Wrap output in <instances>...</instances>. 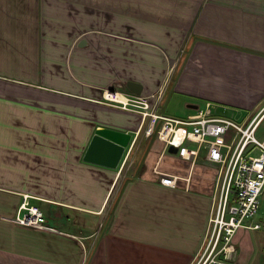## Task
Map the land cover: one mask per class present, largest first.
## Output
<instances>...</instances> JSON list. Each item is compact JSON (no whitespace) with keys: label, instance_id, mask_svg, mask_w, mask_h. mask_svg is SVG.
I'll list each match as a JSON object with an SVG mask.
<instances>
[{"label":"crops","instance_id":"obj_1","mask_svg":"<svg viewBox=\"0 0 264 264\" xmlns=\"http://www.w3.org/2000/svg\"><path fill=\"white\" fill-rule=\"evenodd\" d=\"M129 81L141 96L166 86L172 118V98L186 116L197 102L263 111L264 0H0V264L192 262L218 167L202 148L170 153L139 112L106 101L134 94ZM99 126L131 136L116 168L83 159ZM23 195L49 228L13 220ZM250 233L235 232V260L264 264Z\"/></svg>","mask_w":264,"mask_h":264},{"label":"built area","instance_id":"obj_2","mask_svg":"<svg viewBox=\"0 0 264 264\" xmlns=\"http://www.w3.org/2000/svg\"><path fill=\"white\" fill-rule=\"evenodd\" d=\"M165 89L166 86L151 97L120 94L121 101L116 99L119 93L110 92L105 99L139 112L145 134H155L165 148L176 147L182 157L196 155L202 148L205 160L218 167L204 244L190 264H239L234 259L235 232L262 226L253 220L264 204V130L259 131L264 129V110L238 120L217 115L213 106L206 103L193 115L172 118L158 112ZM191 144L197 148H191ZM128 152L129 149L124 160ZM161 182L176 186L177 177L161 174ZM13 220L21 225L49 228L43 210L32 204L27 195L22 196Z\"/></svg>","mask_w":264,"mask_h":264},{"label":"water","instance_id":"obj_3","mask_svg":"<svg viewBox=\"0 0 264 264\" xmlns=\"http://www.w3.org/2000/svg\"><path fill=\"white\" fill-rule=\"evenodd\" d=\"M126 87L136 95L141 93V85L136 82L129 81L126 83ZM189 106L197 108L195 104H189ZM130 137L126 132L99 126L87 146L83 159L110 168H116L129 144ZM168 151L176 153L177 149L170 145Z\"/></svg>","mask_w":264,"mask_h":264},{"label":"rangeland","instance_id":"obj_4","mask_svg":"<svg viewBox=\"0 0 264 264\" xmlns=\"http://www.w3.org/2000/svg\"><path fill=\"white\" fill-rule=\"evenodd\" d=\"M115 104H118V105H121L119 102H117L116 101V103ZM192 104H194V103H192ZM197 104L199 105V102H197ZM197 104H195V105H197ZM201 105V104H200ZM122 106V105H121ZM200 107H203V106H200ZM165 111L167 112V113H169L170 115H173V116H178V117H184L185 118V116H186V109H184V107H183V109L184 110H182V106L179 104V103H177L173 98L172 99H169L168 101H167V103H166V106H165ZM216 112H218V111H216ZM226 113H228V112H226ZM217 115H221V114H217ZM228 116H232L233 117V115L232 114H227ZM241 119V116L239 117V119L238 120H240ZM264 129L263 128H260L259 129V131H263ZM263 135V134H262ZM261 135V136H262ZM214 189V192H215V187L213 188ZM264 207V206H263ZM261 208V210L259 211V213H258V215L256 216V218L253 220V222H259L260 224H264V220H263V218L262 219H259V217H261L262 216V210L264 209V208ZM35 227V226H34ZM38 228H41V227H38ZM250 234H251V236L252 237H254V238H260V243H262V245H263V252H264V228H260V229H250ZM261 245V246H262ZM237 251V250H236ZM237 253V252H236ZM236 253L234 254V259H235V256H236ZM263 258V257H262Z\"/></svg>","mask_w":264,"mask_h":264},{"label":"bare ground","instance_id":"obj_5","mask_svg":"<svg viewBox=\"0 0 264 264\" xmlns=\"http://www.w3.org/2000/svg\"><path fill=\"white\" fill-rule=\"evenodd\" d=\"M116 99H120V101L122 100V96L119 94L116 96Z\"/></svg>","mask_w":264,"mask_h":264}]
</instances>
